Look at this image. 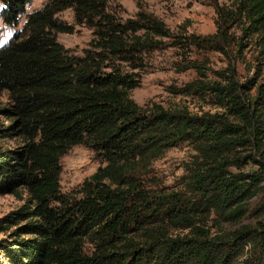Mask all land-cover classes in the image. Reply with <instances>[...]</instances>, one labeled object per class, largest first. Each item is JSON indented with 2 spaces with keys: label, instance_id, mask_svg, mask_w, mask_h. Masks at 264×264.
<instances>
[{
  "label": "trees",
  "instance_id": "obj_1",
  "mask_svg": "<svg viewBox=\"0 0 264 264\" xmlns=\"http://www.w3.org/2000/svg\"><path fill=\"white\" fill-rule=\"evenodd\" d=\"M30 1L0 0V20L15 26ZM231 2L214 3L213 34L174 37L197 52L179 69L195 77L174 95L209 108L200 113L130 97L139 54L171 36L154 17L121 22L106 0H49L26 15L0 49L9 99L0 139L20 142L0 147V195L24 202L0 218V264H264V0ZM66 10L73 25L59 18ZM74 25L94 37L82 56L56 40ZM208 53L226 65L211 68ZM237 63L252 75L240 79ZM77 145L104 166L78 196L65 195L60 159ZM182 145L193 155L179 188L166 192L153 163ZM244 218L256 221L222 228Z\"/></svg>",
  "mask_w": 264,
  "mask_h": 264
},
{
  "label": "rangeland",
  "instance_id": "obj_2",
  "mask_svg": "<svg viewBox=\"0 0 264 264\" xmlns=\"http://www.w3.org/2000/svg\"><path fill=\"white\" fill-rule=\"evenodd\" d=\"M49 0H31L25 8V14L21 15L17 24L6 26L0 20V49L6 46L24 26L26 15L39 10ZM108 11L121 22L128 19H137V14L146 13L162 22L170 33L169 38L161 40L156 49H151L139 54L142 67L137 70L140 86L130 92L131 99L141 107L150 103H156L166 109L185 106L192 113H200L208 110L199 102L191 98L174 95V91L183 87L195 77L192 70L180 71L186 60L197 57L194 48L175 46L174 37L195 35L204 37L215 32L216 13L214 3L219 6L230 7L231 0H106ZM59 18L67 24L73 25V14L66 10ZM239 36V31L231 30V33ZM140 34V33H139ZM92 31L86 27L74 25L73 33L57 34L56 40L69 54L82 56L84 51L91 49L93 40ZM246 61L255 54V44L243 49ZM209 66L213 69H222L226 65V59L219 53H208ZM125 69L128 68L124 65ZM240 79L251 76L244 64H236ZM9 104L8 94L0 91V110ZM3 120V119H0ZM6 124V123H4ZM20 146L19 140L0 139V147L3 149H15ZM193 155L187 145L168 150L163 157L153 163V174L156 175L161 188L166 192L176 191L180 177L184 173V164ZM61 174L60 187L62 194L78 196L77 192L84 180L88 179L99 167L104 166L94 153L83 145L72 147L66 155L60 159ZM25 198V197H24ZM23 201L11 195H0V218L18 209ZM260 220V219H259ZM253 218H244L237 223L222 224L225 231H232L244 224L255 223ZM3 236L0 234V238Z\"/></svg>",
  "mask_w": 264,
  "mask_h": 264
}]
</instances>
